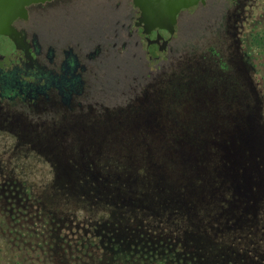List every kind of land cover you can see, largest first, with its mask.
Segmentation results:
<instances>
[{
	"label": "rangeland",
	"instance_id": "rangeland-1",
	"mask_svg": "<svg viewBox=\"0 0 264 264\" xmlns=\"http://www.w3.org/2000/svg\"><path fill=\"white\" fill-rule=\"evenodd\" d=\"M61 1L31 8L39 38L98 50L88 67L84 104L96 115L95 124L102 113L109 115L108 121L100 124L104 130L69 132L72 137L89 135L81 148H70L72 139L58 138L54 130L57 110L52 107L40 128L50 132H39L40 137L33 133L53 150L45 156L42 147L30 148L29 133L0 123V183L15 179L26 185L23 192L47 197L58 216L64 212L56 197L86 193L80 180L123 178L127 173L122 165L127 163L132 168L129 178L140 180L144 175L139 168L159 162L171 164L161 174L177 179L183 172L188 180L208 173L205 164H213L211 151L217 149L233 163L220 173L232 181L234 191L248 192L254 200L264 197V177L252 175L264 151L263 0H245L244 13L239 8L243 1L233 12L228 0H208L205 6L183 11L170 52L154 78L145 76L134 39L124 30L132 0H71L60 10L50 9ZM14 113L28 126L40 124L22 111ZM251 145L256 150L253 156L246 153L247 159L231 161L223 155ZM70 223L74 227L65 239L72 243L79 220ZM80 223L84 228L82 219ZM23 242L27 245L22 249L14 246L9 264H51L44 251L33 246L38 238ZM55 253L68 257L62 250Z\"/></svg>",
	"mask_w": 264,
	"mask_h": 264
},
{
	"label": "trees",
	"instance_id": "trees-1",
	"mask_svg": "<svg viewBox=\"0 0 264 264\" xmlns=\"http://www.w3.org/2000/svg\"><path fill=\"white\" fill-rule=\"evenodd\" d=\"M211 155L208 173L188 180L183 172L177 179L161 174L166 165L171 168L168 162L145 164L140 180L129 178L130 163L122 165L123 178L80 180L86 193L56 197L64 212L58 216L47 197L18 192L19 187L10 192L15 179L1 182L0 257L9 264L14 246L22 249L34 236L40 242L33 246L51 264H264V197L234 191L220 173L233 163L217 149ZM255 161L252 175L264 177V158ZM74 219L79 231L71 243L65 234ZM60 250L66 259L55 253Z\"/></svg>",
	"mask_w": 264,
	"mask_h": 264
},
{
	"label": "flooded vegetation",
	"instance_id": "flooded-vegetation-1",
	"mask_svg": "<svg viewBox=\"0 0 264 264\" xmlns=\"http://www.w3.org/2000/svg\"><path fill=\"white\" fill-rule=\"evenodd\" d=\"M55 1L59 0L31 5L28 7L27 19L18 18L14 21V26L21 33L25 41V46H22L23 59L13 62L7 68L0 67V123L8 126L17 125L19 131L21 130L26 134L29 133V140L27 142L30 148L35 150L42 147L45 154L42 149L40 153L44 154V156L46 154L51 155L53 150L47 149L48 145H46V142L40 140L38 136L40 137L41 135L39 132H50L40 130V128L45 126L46 112L51 110L52 107H55L57 110L56 116L52 118L55 126L54 130L58 133V138L72 139L68 142L70 148H81V144L85 141L84 139L89 135H75L72 137L69 136V132L78 134L79 132H86L89 129L104 130V125L100 127V124L108 121L109 118L108 114H99L100 118L97 117L98 123L95 124L96 115L90 111L87 104H84L88 86V67L96 57L98 50L93 51L92 49L77 48L71 44L58 45L42 42L39 38L31 8L38 5H51ZM70 1L63 0L50 9L60 10L67 6ZM228 1L233 7V12L234 5H238V3L243 1V4L239 8L244 13L243 7L245 0ZM207 3L208 0H205L204 4L200 3L192 8L205 6ZM186 10L189 9L183 11ZM134 14L135 9L132 7L131 2V11L128 15L124 30L130 36L131 40L134 39L133 47L138 52V57L142 62L143 68H145V76L154 78L160 63L170 52L172 41L168 45L166 55L161 56L159 61L151 69L148 64L149 57L146 54L143 39L140 37L142 28L134 27L133 25ZM180 15L178 17V23L180 21ZM231 61L233 62V60ZM16 111H22L28 114L31 116V119L40 122V124L26 125L22 119H18L19 116L21 117V114H18V116L14 113ZM47 120H50L49 117H47ZM18 122L22 123V126H19ZM108 126L106 125L107 128ZM35 132L38 133V136L33 135ZM61 176H63L62 173ZM61 176L59 175V178H62ZM6 181L10 180L6 179ZM12 186L19 187L20 191L18 192H23L26 185L22 186V184L16 183ZM14 191L15 188L13 187L10 192Z\"/></svg>",
	"mask_w": 264,
	"mask_h": 264
},
{
	"label": "water",
	"instance_id": "water-1",
	"mask_svg": "<svg viewBox=\"0 0 264 264\" xmlns=\"http://www.w3.org/2000/svg\"><path fill=\"white\" fill-rule=\"evenodd\" d=\"M52 0H0V67L7 68L13 62L23 59L22 46L24 38L14 26L18 18H28V7L44 4ZM204 4L205 0H132L135 9L134 27L142 28L140 34L146 54L149 57V67L152 69L161 56L166 55L168 45L178 31V17L185 9ZM256 147H237L225 150V156L231 161L247 159L249 152L253 156ZM264 154V151L261 153ZM259 154L260 156H262ZM229 155V156H228ZM237 161V162H238Z\"/></svg>",
	"mask_w": 264,
	"mask_h": 264
}]
</instances>
